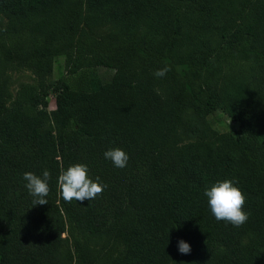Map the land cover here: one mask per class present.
<instances>
[{
    "label": "trees",
    "instance_id": "1",
    "mask_svg": "<svg viewBox=\"0 0 264 264\" xmlns=\"http://www.w3.org/2000/svg\"><path fill=\"white\" fill-rule=\"evenodd\" d=\"M13 69L36 83L10 98ZM189 107L238 127L183 142ZM117 147L124 168L104 157ZM76 163L107 185L95 199L63 200ZM44 170L33 205L23 174ZM225 179L246 195L240 227L204 194ZM0 264H264V0H0Z\"/></svg>",
    "mask_w": 264,
    "mask_h": 264
},
{
    "label": "clouds",
    "instance_id": "2",
    "mask_svg": "<svg viewBox=\"0 0 264 264\" xmlns=\"http://www.w3.org/2000/svg\"><path fill=\"white\" fill-rule=\"evenodd\" d=\"M170 70V66L165 65L157 69L154 76L164 77ZM104 157L111 160L117 168L126 167L129 160L128 153L119 147L106 150ZM23 179L26 181L25 186L29 193L35 198L33 205L47 204L46 197L50 192V172L44 170L42 175H37L28 171L23 174ZM58 187L65 202L76 200L83 203L102 194L107 185L102 183L99 177H96L95 180L90 178L89 168L86 164L76 163L61 171L58 176ZM204 194L208 198L212 215L218 221L231 223L234 227H240L248 221L250 213L244 210L246 195L232 180L217 181L206 189ZM178 251L182 254H189L190 244L180 240Z\"/></svg>",
    "mask_w": 264,
    "mask_h": 264
},
{
    "label": "rangeland",
    "instance_id": "3",
    "mask_svg": "<svg viewBox=\"0 0 264 264\" xmlns=\"http://www.w3.org/2000/svg\"><path fill=\"white\" fill-rule=\"evenodd\" d=\"M108 31L107 27L100 28L95 32L97 37L105 35ZM63 57H58L55 63V68L52 74L48 77L49 84V96H48V109L52 110L55 108V91H54V82L58 76V67L63 64ZM65 76H68L66 71L63 72ZM93 73L100 78L102 82H107L110 80L113 70L107 67H96L93 69ZM22 83H36V79L30 70L20 69V70H11L8 73V93L10 98L14 97L18 87ZM207 127L209 132L212 131H226L238 127V123L229 119L223 112L217 111L212 115L207 116L206 118H199L197 114L193 111L191 107L187 108L185 111L183 125L180 129V135L183 142H188L195 140L201 130Z\"/></svg>",
    "mask_w": 264,
    "mask_h": 264
}]
</instances>
